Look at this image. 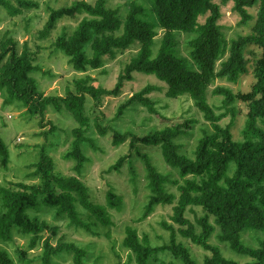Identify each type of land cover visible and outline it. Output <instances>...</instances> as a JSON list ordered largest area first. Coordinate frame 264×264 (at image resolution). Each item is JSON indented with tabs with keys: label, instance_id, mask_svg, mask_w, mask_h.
I'll list each match as a JSON object with an SVG mask.
<instances>
[{
	"label": "trees",
	"instance_id": "trees-1",
	"mask_svg": "<svg viewBox=\"0 0 264 264\" xmlns=\"http://www.w3.org/2000/svg\"><path fill=\"white\" fill-rule=\"evenodd\" d=\"M153 12L158 16L160 25L165 29L157 55L153 56V45L158 33L155 24L148 19L150 9L143 3L133 0L125 18L118 8L108 5V0H75L72 4L52 8L44 27L39 31L41 40L49 38L60 19L81 16L76 28L71 33H63L55 40V46L63 50L77 71L98 69L104 65V56L116 58L117 54L139 40L140 49L119 74L114 88L98 87L94 77L88 75L76 80V90L68 91L66 96L47 95L40 91L32 72L40 70L35 55L28 46L22 51L17 48L12 36L4 37L0 42V89L8 93L6 103L20 101L29 114L44 118L47 108L54 105L57 109L66 107L70 110L78 126L72 132L75 139L67 156L77 160L74 175H57L53 158L42 151L36 163L34 176L40 181H12L10 186L0 188L4 210L0 212V241H12L14 229L24 234H31V248L37 246L41 234L49 232L44 238L43 264H52L53 257L61 252L73 254L74 264H86L88 250L74 242L53 244L50 236L55 235L57 227L38 215H32L40 204H44L59 217L67 214L70 223L92 230V224L82 217L77 208L79 202L85 209L105 225L113 223L107 208L91 200L89 187L80 178L88 157L82 152L81 145L90 139L86 136L90 117L85 113L86 95L102 100L106 95L120 93L125 82L133 78L134 71L154 73L168 84L166 94L172 97L189 95L195 100L197 108L204 118L211 123L212 131L205 132L199 139L194 157L180 152L175 139L185 134L177 126H167L144 137H136L146 144H161L166 161L180 169L183 181L172 179L152 164L149 156L143 154L147 165L151 195L145 207L144 217L154 211L157 204H172L176 196L166 190L165 184L178 187L179 197L173 207L172 220L179 226V233L212 252L204 264H238L226 258L220 248L209 242L215 231V225L209 215L214 214L216 223L221 226L219 239L230 242L231 248L241 254L255 258L245 264H264V238L259 247L247 246L242 241L245 228L259 229L264 232V0H234V9L241 15V23L254 17L249 8L258 5L256 22L252 31L229 41L223 31L220 19L221 6L214 0H150ZM227 1V0H223ZM0 3L11 15H17L21 8H16L9 0ZM22 6L32 7L33 2L20 0ZM204 15L205 21L199 17ZM79 18V17H78ZM176 30L197 32L188 41L190 56L197 63L192 68L184 57L177 54L178 40ZM256 45L262 55L254 68L255 82L248 92L235 94L226 86H216L211 93L224 96L223 108L236 98L247 103L246 121L243 138L234 137L231 125L221 123L226 113H217L209 101L210 87L217 78H226L236 82L248 69L246 47ZM91 49L89 56L87 49ZM220 65V68H218ZM158 89L151 84L135 92L118 109L117 116L135 101H140L148 111L156 112L149 94ZM107 132L105 127L100 128ZM125 134L117 132L115 145L122 143ZM95 145V144H93ZM135 142H131L134 149ZM96 146V145H95ZM97 148V146H96ZM129 155L121 156L109 167L121 169ZM10 151L0 135V164L6 167ZM191 176V177H190ZM134 178V177H133ZM109 205L121 209L123 198L113 189L107 192ZM191 206L202 207L208 214L197 219L201 231L186 215ZM165 229L171 231L170 244L152 246L148 235L140 237L132 226L126 229L124 245L131 249L138 264H148V259L162 250L170 249L181 256L186 264H198L190 251L176 239L173 224L162 222ZM0 264H15L10 254L0 249Z\"/></svg>",
	"mask_w": 264,
	"mask_h": 264
},
{
	"label": "rangeland",
	"instance_id": "rangeland-1",
	"mask_svg": "<svg viewBox=\"0 0 264 264\" xmlns=\"http://www.w3.org/2000/svg\"><path fill=\"white\" fill-rule=\"evenodd\" d=\"M16 8H21L17 15H11L0 3V42L6 36H12L17 48L22 51L28 46L35 55V62L40 70L32 72L40 91L49 95L66 96L70 90H76V80L88 75L94 77V84L98 87L112 89L115 87L119 74L123 72L126 64L137 55L141 43L134 41L127 49L121 50L116 58L104 56V65L98 69L90 68L87 71L74 69L66 53L55 46V40L63 33L73 32L80 20L65 17L59 20L49 38L41 40L39 31L44 27L52 8H59L72 4L75 0H27L33 2L32 7L22 6L20 0H9ZM94 3L96 0H88ZM133 0H108L109 7L118 8L120 15L125 18L130 3ZM150 9L148 17L155 24L158 36L153 45L155 57L161 45L164 28L160 25L158 16L153 12L150 0H136ZM221 6L222 16L220 24L229 41L238 38L241 34H249L256 22L258 5L249 8L254 16L248 22L241 23V15L235 11L234 0H214ZM201 15L199 21H205ZM178 40L177 54L184 57L192 68L197 69V63L190 56L188 41L197 35V32L183 30L175 31ZM89 56L91 49H87ZM248 59V69L236 82L226 78H217L210 87L209 101L217 113H226L221 123L231 125L234 137L243 138V128L246 121L247 103L236 98L230 105L231 109L223 108L224 96L213 95L212 89L216 86H226L235 94L248 92L255 82L254 68L262 55L261 48L248 45L245 50ZM220 68V65H218ZM157 86L158 89L149 94L156 108L151 113L140 103L135 101L122 115L117 116L119 107L135 92L141 91L147 85ZM168 84L159 79L156 74L134 71L133 78L127 80L117 95L103 96L101 102L93 96L86 95L85 113L90 117L86 136L90 139L81 145L82 152L88 157L84 164L80 178L87 184L91 200L104 205L113 220L112 224L105 225L79 202L78 210L82 217L92 224V230L70 223L67 214L57 216L50 207L40 204L32 215H38L57 227L55 235H51L53 244L61 242H74L88 250L86 264H138L135 253L124 245L126 229L132 226L138 230L141 238L148 235L152 246L170 244L171 231L163 227L162 222L173 224L178 243H182L198 264H204L207 256L212 252L191 239L179 233V226L173 222V207L178 201L179 190L175 184L166 183L168 192L175 194L172 204H157L149 216L144 217L145 207L149 202L151 189L149 187L148 170L143 154H147L152 164L161 173L172 179L183 181L178 167L169 164L163 154L161 144H146L138 141L136 137H144L167 126H181L185 134L179 135L175 141L179 144L181 153L194 157L199 139L205 132L212 131V125L197 108L196 102L189 95L172 97L166 94ZM8 93L0 89V135L6 142L10 151V158L6 167L0 164V188L10 186L12 181L24 180L27 182L40 181L34 176L36 163L40 160L42 151L50 155L55 162L57 175H74V166L77 160L67 156L72 149L75 136L73 128L78 126L73 113L65 106L57 109L54 105L47 108L44 118L29 114L23 104L15 100L6 103ZM105 127L107 132L102 133L100 128ZM117 132L125 134L122 143L115 145ZM136 136V137H135ZM134 141V149L131 142ZM95 144V145H93ZM129 155L121 169L109 172V167L121 156ZM1 161V159H0ZM134 177V178H133ZM191 177V176H190ZM113 189L122 196V208L109 205L107 192ZM4 210L0 195V212ZM208 214L202 207L191 206L186 215L195 223L197 230L201 231L197 219ZM209 215L210 221L215 225V231L209 242L220 248L223 255L236 261L238 264L254 262L255 258L234 251L230 242L219 239L221 226L216 223L214 214ZM12 241H0V249L6 250L14 259L15 264H43L44 238L50 234L45 231L41 234L37 246L31 248L32 235L13 231ZM264 232L259 229L245 228L242 232V241L250 247H259ZM52 264H74L72 252L64 251L53 257ZM148 264H186L181 256L175 255L170 249L153 254Z\"/></svg>",
	"mask_w": 264,
	"mask_h": 264
}]
</instances>
